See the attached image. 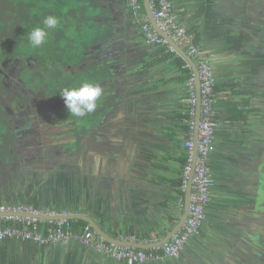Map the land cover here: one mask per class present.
I'll list each match as a JSON object with an SVG mask.
<instances>
[{"label":"water","instance_id":"1","mask_svg":"<svg viewBox=\"0 0 264 264\" xmlns=\"http://www.w3.org/2000/svg\"><path fill=\"white\" fill-rule=\"evenodd\" d=\"M97 1L101 2L98 10L104 11L105 14H95L97 32L82 38L80 51L77 53V58L83 54L91 55L90 61L77 69L80 74L73 83L71 82V88L79 87L84 82L97 83L103 88V94L97 100L96 110L82 118L72 116L74 126H81L79 127L81 132L79 131L78 134L70 133H75V136H69V132H64L66 129H55L50 132L41 131L36 138L30 140L26 139L28 129L25 128L17 141V145L24 141L20 145L22 149L18 148L17 152L0 151V184L2 185L0 192H4L6 198L15 200L22 197L23 190L28 191L29 183L31 187L33 185V190H39L38 196L49 189L68 207L67 218L85 220L99 235L115 241L122 232L126 231L117 223L115 213L119 210H129L132 184L130 185L127 178L118 174L116 170L109 168L103 152L90 148V137H95L96 132L106 122L112 121L117 125L123 124L131 139L139 142L141 147L152 150L153 144L156 143L152 132L159 131V128L164 126L166 118L161 112L166 111L168 97L160 95L162 93L155 90L156 81H154L159 69L164 73L159 66L164 61V54L153 55L151 46L155 44L147 41L142 43L136 37L142 30V24L149 20L192 67L197 96L194 158L201 117L200 77L197 63L192 56L157 25L150 0H143L138 6L132 5L131 0H124L123 3L119 0ZM193 19L201 21L197 24H200L202 32L210 31L214 33L213 39L217 43L227 44V56L231 57L234 68L242 67L241 69H245L243 73L255 77L252 83L264 86V75L258 76L255 72L256 66L264 68V58L254 53L253 56L249 52L245 54L241 50L244 45L251 50L258 47V40L255 39L253 32L254 29L260 28L263 32L261 48L264 54V0H204ZM229 35L237 36L238 40L229 39ZM237 51L245 54L241 60L236 54ZM250 108L254 107L250 105ZM84 121H88V127L83 125ZM74 126L72 128H75ZM254 136L264 142V128L257 131ZM260 146L254 142L249 148L254 152ZM131 161L133 163L131 169L134 172H138L145 164L140 163L139 158ZM261 162H264V159H261ZM193 167L194 163L192 169ZM191 178L192 171L185 190L184 210L178 215V220L168 232L165 241L181 228L188 217ZM9 184H11L10 190ZM138 188L140 194L148 199L143 203L146 210L153 216L160 214V207L156 203V195L152 187L144 183ZM30 207L37 206L33 203ZM14 214L29 213L18 211ZM37 217L61 218L59 215L50 214H38ZM104 227L114 231L117 236L106 232ZM124 244L149 248L146 244L136 242ZM229 247L232 251L230 256L234 261L228 264H237L239 260L249 264V259L239 251V245ZM245 250L247 254L254 253L251 249ZM46 263L41 258V264Z\"/></svg>","mask_w":264,"mask_h":264},{"label":"crops","instance_id":"2","mask_svg":"<svg viewBox=\"0 0 264 264\" xmlns=\"http://www.w3.org/2000/svg\"><path fill=\"white\" fill-rule=\"evenodd\" d=\"M203 2L204 0H174V8L180 23L186 25L188 28L194 29L193 32H195L196 36L198 33L197 43L201 51L212 62L217 72V81L221 83H232L234 86L217 92L218 101L216 109L219 127L215 139L217 145L213 149L212 160L213 163L219 166V164L223 165V152L228 150L225 145L229 142L230 138H249L250 143L248 145L250 146L254 141H258L254 134L260 131L261 128H264V126H260L262 125L258 118L259 113H261L260 110L250 108V100L246 98L247 92L242 89L241 73L237 70V67L234 68V64L231 63V57L227 56V44L217 43L213 39L214 33L210 31L202 32L200 24H197L201 23V21H195L193 19V16L199 11ZM146 22L150 21L147 20ZM136 37L140 42H146L142 30H140V33ZM151 47L153 48V55L160 56L162 54V45ZM185 51L187 52L186 49ZM236 54L243 55L244 53L237 51ZM179 57L185 60L181 65L177 63ZM163 59L164 61L159 66H161L165 74L161 73V69H159L158 75L154 80L156 81L155 90H159L162 93L160 95H166L169 103L165 107L166 111L161 112V115L166 118L163 128H159V131L154 130L152 132L154 133V140H156V143L153 144V149L150 150V148L145 149L141 147L139 142L131 139L123 124L120 123L117 125L112 121L106 122L96 132L95 137H90V148L103 152L105 155L104 158L108 161L107 165L109 168L116 170L118 174L127 178V182L130 185L132 184L131 186L134 188L129 187L131 191V205L129 206V210H119L115 213L117 223L126 231L122 232L115 241H111L120 244L134 242L137 244H146L149 248H142L146 250L160 247L166 242L165 239L168 232L178 220V215H181L185 205V191L181 187L183 169L186 164H183V159L186 156V147L184 145L186 130L184 129V123L187 122L184 114L188 111L189 107L187 101L189 79L186 77V73H184L185 68H190L192 76L194 74L190 64L176 50L174 54L171 52V55L168 57L164 56ZM194 61L196 62L195 59ZM222 100L231 101L237 104L239 108H244V111L234 114L241 113L245 117L238 115L240 117L231 118L232 112L229 111V106L222 102ZM155 135H158V137ZM247 136L250 137L247 138ZM132 158H139L140 163L143 162L146 165L144 164L138 172H134L131 169L133 166ZM220 170L218 169L221 172L220 174L225 175V168L223 166L220 167ZM144 183L149 184L155 191V200L160 207V214L157 216L151 215L143 206V203L148 199L140 194L138 187ZM29 184L28 191L23 190L21 193V195L23 194L22 197L16 198L15 200L9 197L6 198L4 192H0V204L31 206L34 203L37 206L33 207L34 209L45 212L50 210H67L68 207L62 201H59L52 191L46 189L38 196L37 193L39 190H33V185L31 187ZM10 188L11 184L8 186L9 190ZM1 189L2 185L0 184V191ZM181 196H184L183 205L179 201ZM216 209L219 210V206ZM213 218L216 217L213 216ZM225 229H228L227 226L219 224L218 220L215 224L207 226L205 232L200 236L189 241L180 257L165 261H148L144 264L232 263L234 260L230 256L232 251L229 247L231 243L228 241L227 243L223 242V238L220 235L225 236V233H221ZM104 230L109 234H115L117 236L108 227H104ZM218 247H221V249ZM41 258L43 262H47L46 264H127L126 262L114 260L89 249L78 240H69L67 242L44 246L32 241L18 240L15 238L0 240V264H41ZM237 264L247 263L239 260Z\"/></svg>","mask_w":264,"mask_h":264},{"label":"flooded vegetation","instance_id":"3","mask_svg":"<svg viewBox=\"0 0 264 264\" xmlns=\"http://www.w3.org/2000/svg\"><path fill=\"white\" fill-rule=\"evenodd\" d=\"M16 2L17 0H0L1 152H17L24 142L17 145L19 135L25 128L28 129L26 139L36 138L41 131L50 132L55 129H66L64 132H69V136L81 132L78 126H74L75 122L72 121V115L68 112L60 92L63 86H67L65 89H68V85L71 86V82L73 83L80 74L77 69L88 63L91 56L83 54L77 58L80 48L71 52L70 42L73 38L69 37V44L63 45L60 40L62 33L56 28L47 29L48 33H54L53 36L48 35L45 43L39 48H32L28 39L31 26L33 25L32 28L42 26L47 11L39 1L32 5L29 0H19L18 3L25 6L19 10ZM85 2L93 7L101 4L97 0ZM22 8L25 9L21 10ZM98 11L100 15L105 14L102 10ZM84 15L86 16L84 25L88 26L87 32L90 33L88 29L92 25L91 15L87 14L86 7ZM23 28L25 30L23 35H18L17 32ZM254 30L258 47L251 50L244 45L241 50L245 54L249 52L252 56L255 54L264 58L261 48L263 32L260 28ZM228 38L238 40L237 36L229 35ZM245 54L239 55V59L241 60ZM69 66H72L71 69L64 75ZM241 68L237 70L242 72L240 75L242 89L247 92L246 98L250 100V105L260 110L258 118L262 124L260 126H264V86L252 83L255 77L243 73L245 69ZM255 72L258 76H263L264 68L256 66ZM71 132L75 133L70 134ZM248 139L230 138L225 145L228 150L223 152V165L217 166L212 160L214 187L207 207L211 208V214L216 217L214 219L228 228L221 232L225 233V236L220 234L223 242L228 241L232 246L239 245V251L249 259V264H264V162H261V159H264V142L254 141L257 146H261L251 152ZM211 158L213 159V152ZM222 166L225 168V175L220 174ZM218 206L219 210L216 209ZM208 211L210 210L206 209V212ZM262 212L263 214H260ZM245 249H251L254 253L247 254L244 252Z\"/></svg>","mask_w":264,"mask_h":264},{"label":"built area","instance_id":"4","mask_svg":"<svg viewBox=\"0 0 264 264\" xmlns=\"http://www.w3.org/2000/svg\"><path fill=\"white\" fill-rule=\"evenodd\" d=\"M132 5L138 6L140 0H131ZM151 6L157 25L196 60L200 77V104L201 117L198 125V140L196 143V157L194 158L195 127L197 96L194 76L188 80V112L189 118L187 137L184 141L187 160L183 169L182 190H186L189 174L192 171L191 195L188 217L181 228L160 247L146 250L130 245L108 241L99 235L89 223L75 228L74 220L67 218V210L41 211L30 206L16 204H0V240L15 238L28 240L41 246L58 244L69 240H78L86 247L114 260L127 264H144L148 261H165L180 257L190 239L199 233L206 219L214 176L210 167L211 153L214 149L216 134L219 127L216 104L218 94L216 91L217 77L210 59L201 51L197 43L195 32L180 23L174 8V0H151ZM142 31L146 41L155 45L167 47L171 52L175 48L161 35L150 22L142 24ZM194 167L192 169V164ZM184 204V196L179 198ZM18 211H27L29 214H14ZM38 214L59 215L61 218L43 219ZM65 216V217H64Z\"/></svg>","mask_w":264,"mask_h":264},{"label":"rangeland","instance_id":"5","mask_svg":"<svg viewBox=\"0 0 264 264\" xmlns=\"http://www.w3.org/2000/svg\"><path fill=\"white\" fill-rule=\"evenodd\" d=\"M18 1L19 0H17L16 2L18 10L20 9V7H25L21 5L20 3H18ZM29 1L31 2L32 5H35V3L39 1L40 4L44 7V9L47 11V13L45 14V17L48 15H54L59 19L60 24L56 27V29L60 30L62 33V36L60 39L61 43L63 45L69 44L68 38L69 37L73 38V41L70 42L71 44L70 46L72 48L71 52H75L80 48V44L82 41L81 38L84 39V36L88 34L92 36V34L94 33L96 34L97 32L98 26L94 20V17L96 16L95 15L96 13H99L98 7H93L92 5L89 6L87 2H85V0H29ZM142 3H143V0L141 1V4ZM85 7L87 9V14L91 15L92 25L89 26V29H88L90 33L87 32L88 26L84 25V21L86 20V16L84 15ZM24 9L25 8H22L21 10H24ZM32 26H31V30L33 29ZM73 26H75V28ZM24 32L25 30L23 28L22 31L17 32V34L21 36L23 35ZM53 34L54 33L52 34L48 33V35L50 36L51 35L53 36ZM78 41H80V43H78ZM71 67L72 66H69L67 68L65 67L66 70L64 71V75L66 74V72H68L69 69H71ZM60 82H61V85L63 86L62 84L63 81L61 80ZM66 84L67 82L64 85ZM68 86H69L68 89H71V86L70 85ZM65 88H67V86H63L62 90H64ZM83 125L88 127L89 126L88 121H84ZM78 127H81V126H78Z\"/></svg>","mask_w":264,"mask_h":264},{"label":"clouds","instance_id":"6","mask_svg":"<svg viewBox=\"0 0 264 264\" xmlns=\"http://www.w3.org/2000/svg\"><path fill=\"white\" fill-rule=\"evenodd\" d=\"M59 24L56 16H46L43 25L34 27L28 34L31 47L39 48L43 45L48 37L47 29H55ZM60 93L68 112L74 117L82 118L96 110L97 100L102 96L103 88L97 83L84 82L79 87L64 89Z\"/></svg>","mask_w":264,"mask_h":264},{"label":"trees","instance_id":"7","mask_svg":"<svg viewBox=\"0 0 264 264\" xmlns=\"http://www.w3.org/2000/svg\"><path fill=\"white\" fill-rule=\"evenodd\" d=\"M189 29L192 30V31L194 30L192 28H189ZM197 37H198V33H197ZM161 51H162V53L163 52H166V53H164V56H166V57H168L169 55H171V51H169L167 49V47H165V46H162L161 47ZM174 53L175 52H172V54H174ZM183 62H185V60L182 57H179L177 59V63L178 64L181 65ZM184 73H186V77H188V79L192 77V71H191L190 68H185V72ZM230 87H234L232 83H221V82H218V81L216 82V91L217 92H219L221 90H224V89H229ZM222 102L226 103V105L229 106L228 109H229V111L232 112V115H231L232 117L231 118L237 117L238 115L243 116V114H241V113L240 114H234V113H236V112H242V111H244V108H239V106L237 104H235V103H233L231 101L222 100ZM184 117L186 118V120L189 118V112L188 111L184 114ZM238 117H240V116H238ZM243 117H245V115ZM184 129L186 130V137H187V132H188V123L187 122L184 123ZM216 145H217V143L215 141L214 148L216 147ZM185 153H186V151H185ZM186 160H187V153H186V156L183 159V164L186 163ZM210 166L212 168V158L210 160ZM206 209H208L210 211L206 212L207 213V216H206V219L204 220V223H203L202 227L200 228L199 233L196 234L195 236H193L190 239V241L192 239H195L196 237L200 236L203 232H205L207 226H211V225H213V224L216 223V220L213 218V216L211 214V208L210 207H206ZM74 221H75L74 222L75 228L81 226V224L84 225V224L87 223L86 221L80 220V219L74 220Z\"/></svg>","mask_w":264,"mask_h":264}]
</instances>
